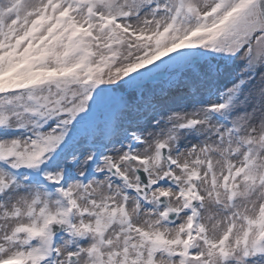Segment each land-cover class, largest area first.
Masks as SVG:
<instances>
[{
    "label": "snow or ice",
    "instance_id": "snow-or-ice-1",
    "mask_svg": "<svg viewBox=\"0 0 264 264\" xmlns=\"http://www.w3.org/2000/svg\"><path fill=\"white\" fill-rule=\"evenodd\" d=\"M198 46L264 65L260 0H0V264H264V119L170 106Z\"/></svg>",
    "mask_w": 264,
    "mask_h": 264
},
{
    "label": "rangeland",
    "instance_id": "rangeland-1",
    "mask_svg": "<svg viewBox=\"0 0 264 264\" xmlns=\"http://www.w3.org/2000/svg\"><path fill=\"white\" fill-rule=\"evenodd\" d=\"M192 22L195 21L190 19L188 23ZM208 50L209 48L203 49L204 52ZM201 55L195 52L191 59L199 65L210 68V75L197 93L181 97L173 101L170 106L177 110L192 112L210 108L213 104L224 103L226 97L231 102L234 86L238 80L242 79L245 80L246 86L236 97L234 105L229 110L210 113V123L230 126L236 117L249 114L257 123L264 119V65L249 64L241 58L242 53H237L232 60H220L215 67L216 60L208 59L206 55V59H201ZM187 138H194L191 131Z\"/></svg>",
    "mask_w": 264,
    "mask_h": 264
},
{
    "label": "water",
    "instance_id": "water-1",
    "mask_svg": "<svg viewBox=\"0 0 264 264\" xmlns=\"http://www.w3.org/2000/svg\"><path fill=\"white\" fill-rule=\"evenodd\" d=\"M261 8H264V0H261Z\"/></svg>",
    "mask_w": 264,
    "mask_h": 264
}]
</instances>
